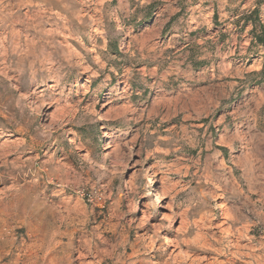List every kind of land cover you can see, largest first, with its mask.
Wrapping results in <instances>:
<instances>
[{"label":"rangeland","instance_id":"1","mask_svg":"<svg viewBox=\"0 0 264 264\" xmlns=\"http://www.w3.org/2000/svg\"><path fill=\"white\" fill-rule=\"evenodd\" d=\"M263 29L264 0H0V264H264Z\"/></svg>","mask_w":264,"mask_h":264},{"label":"bare ground","instance_id":"2","mask_svg":"<svg viewBox=\"0 0 264 264\" xmlns=\"http://www.w3.org/2000/svg\"><path fill=\"white\" fill-rule=\"evenodd\" d=\"M49 116V115H48ZM50 119H51V117H50ZM52 120V119H51ZM51 122V121H50ZM150 182V185H149V188H152L153 190H152V195H153V197L155 198V201H156V203H157V207L159 208V209H162L163 207L161 206V200H162V194L159 192V190H158V187H157V185L155 184V182H154V180H150L149 181Z\"/></svg>","mask_w":264,"mask_h":264},{"label":"trees","instance_id":"3","mask_svg":"<svg viewBox=\"0 0 264 264\" xmlns=\"http://www.w3.org/2000/svg\"><path fill=\"white\" fill-rule=\"evenodd\" d=\"M255 40L256 42L261 45L262 47H264V29L262 30V32L260 34H256L255 35Z\"/></svg>","mask_w":264,"mask_h":264},{"label":"crops","instance_id":"4","mask_svg":"<svg viewBox=\"0 0 264 264\" xmlns=\"http://www.w3.org/2000/svg\"><path fill=\"white\" fill-rule=\"evenodd\" d=\"M261 59H263V57H261Z\"/></svg>","mask_w":264,"mask_h":264}]
</instances>
